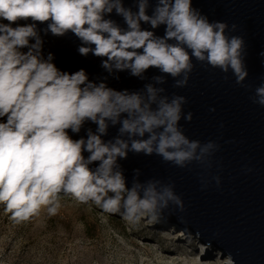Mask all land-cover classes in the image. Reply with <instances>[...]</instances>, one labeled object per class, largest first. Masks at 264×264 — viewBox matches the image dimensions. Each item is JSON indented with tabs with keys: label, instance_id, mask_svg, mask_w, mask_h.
<instances>
[{
	"label": "clouds",
	"instance_id": "9594fccd",
	"mask_svg": "<svg viewBox=\"0 0 264 264\" xmlns=\"http://www.w3.org/2000/svg\"><path fill=\"white\" fill-rule=\"evenodd\" d=\"M236 29L210 21L193 0H0V208L11 222L46 226L68 203L131 225L183 213L174 182L142 180L139 168L129 180L121 161L133 154L181 169L196 164L202 190L207 187L220 145L185 134L180 121L192 120L183 110L187 98L165 85L171 78L172 88L186 87L195 61L250 88L247 45L232 34ZM49 36L74 37L77 54L97 58L101 72L60 68L45 49ZM152 69L156 74L149 76ZM121 73L142 86L114 87ZM261 80L250 99L264 107ZM211 179L220 186L218 175ZM183 232L197 245L199 264H236L231 252L220 250L202 259L211 241Z\"/></svg>",
	"mask_w": 264,
	"mask_h": 264
},
{
	"label": "water",
	"instance_id": "95a60500",
	"mask_svg": "<svg viewBox=\"0 0 264 264\" xmlns=\"http://www.w3.org/2000/svg\"><path fill=\"white\" fill-rule=\"evenodd\" d=\"M125 3L128 5L130 0ZM193 7L210 21L237 25L232 34L241 35L246 41L248 77L245 84L251 86L240 87L231 73L225 80L219 69L195 61L186 87L172 88L171 78L165 85L169 93L176 92L187 98L183 110L192 113V120L181 119L185 134L201 143L212 140L220 145L212 157L213 165L207 175L209 183L202 190L203 170L196 164L181 169L162 162L158 156L133 154L121 164L129 180L132 170L139 168L142 180L155 177L166 183L174 182V190L181 196L185 211L173 212L167 219L178 221L182 229L187 228L192 234L199 232L203 243L211 241L223 253L231 252L236 264H264V107L250 99L264 77V57L259 55L264 51V0H193ZM157 34H163L162 27ZM46 40L45 49L55 53L60 68L75 71L84 67L89 73L101 72L97 58L77 54L78 41L74 37L49 36ZM153 74L155 69L148 73ZM120 75L119 82H112L114 87L142 86L141 81L126 73ZM212 108L214 112L209 111ZM246 168L252 171L247 172ZM217 175L221 181L219 187L211 179ZM181 217L186 223L180 222Z\"/></svg>",
	"mask_w": 264,
	"mask_h": 264
},
{
	"label": "rangeland",
	"instance_id": "374dc122",
	"mask_svg": "<svg viewBox=\"0 0 264 264\" xmlns=\"http://www.w3.org/2000/svg\"><path fill=\"white\" fill-rule=\"evenodd\" d=\"M177 222L131 225L118 215L68 203L46 226H18L0 208V264H199L197 245L177 235L183 230Z\"/></svg>",
	"mask_w": 264,
	"mask_h": 264
},
{
	"label": "bare ground",
	"instance_id": "6f19581e",
	"mask_svg": "<svg viewBox=\"0 0 264 264\" xmlns=\"http://www.w3.org/2000/svg\"><path fill=\"white\" fill-rule=\"evenodd\" d=\"M167 221H168V219H167ZM162 225H164V224H168V223H161ZM175 224V223H174ZM180 225V224H179ZM181 229H182V227H181ZM177 235L178 236H186L185 235V233L183 232V230H180V232H179V234L177 233ZM203 243V242H202ZM216 250H218V249H216V248H214V246H212L211 245V248L208 250V252H207V254L204 256V257H202V259H205V260H207V259H209L211 256H213L214 257V252L216 251ZM173 264V263H172ZM191 264H196L195 262H192Z\"/></svg>",
	"mask_w": 264,
	"mask_h": 264
}]
</instances>
